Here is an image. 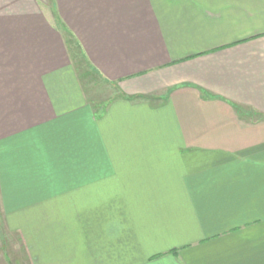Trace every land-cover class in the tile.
Instances as JSON below:
<instances>
[{
    "label": "crops",
    "instance_id": "1",
    "mask_svg": "<svg viewBox=\"0 0 264 264\" xmlns=\"http://www.w3.org/2000/svg\"><path fill=\"white\" fill-rule=\"evenodd\" d=\"M5 235L2 264H264V0H0Z\"/></svg>",
    "mask_w": 264,
    "mask_h": 264
},
{
    "label": "rangeland",
    "instance_id": "2",
    "mask_svg": "<svg viewBox=\"0 0 264 264\" xmlns=\"http://www.w3.org/2000/svg\"><path fill=\"white\" fill-rule=\"evenodd\" d=\"M78 70L81 75V82L86 89L88 98H92V100L96 101L97 103L103 101L105 103L106 101H109L112 95V88L109 85L105 84L96 75H94V73L81 61L79 62ZM6 237V235L5 237L2 236L0 244L3 241V244L5 245L7 251V249L9 248V243L7 245L5 244V241H7L5 239ZM7 264H19L15 261V258L10 254V252L7 253Z\"/></svg>",
    "mask_w": 264,
    "mask_h": 264
},
{
    "label": "trees",
    "instance_id": "3",
    "mask_svg": "<svg viewBox=\"0 0 264 264\" xmlns=\"http://www.w3.org/2000/svg\"><path fill=\"white\" fill-rule=\"evenodd\" d=\"M236 110H238V112H241L242 111L240 108H237V107H236Z\"/></svg>",
    "mask_w": 264,
    "mask_h": 264
}]
</instances>
